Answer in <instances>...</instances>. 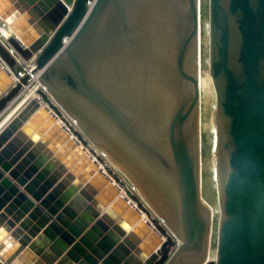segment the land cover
Masks as SVG:
<instances>
[{
	"label": "water",
	"instance_id": "obj_1",
	"mask_svg": "<svg viewBox=\"0 0 264 264\" xmlns=\"http://www.w3.org/2000/svg\"><path fill=\"white\" fill-rule=\"evenodd\" d=\"M0 24V264H264V0H208L213 260L198 0H0Z\"/></svg>",
	"mask_w": 264,
	"mask_h": 264
},
{
	"label": "rangeland",
	"instance_id": "obj_2",
	"mask_svg": "<svg viewBox=\"0 0 264 264\" xmlns=\"http://www.w3.org/2000/svg\"><path fill=\"white\" fill-rule=\"evenodd\" d=\"M200 15L202 17V21H206L208 23V0H202ZM203 57L204 59H202V69L204 71L206 70L209 74L208 46L205 50V53H203ZM210 119L211 114H208L207 112L203 113V110L197 109L199 157H201L202 163H210L212 158V134L210 133V130H208V123L210 122ZM104 158L108 161L106 154ZM108 164L116 171L118 176H120L126 182L128 187H133V185L109 161ZM199 175V198L200 201L210 210V227L207 245V256L209 260H213L216 255V240L219 223L217 188L211 178V171H208L207 173H199ZM203 184L206 185L204 186ZM133 188L135 189V186ZM134 192H136V189L134 190ZM142 201L147 205V203L143 199ZM148 208L152 211L153 214L157 215L149 206Z\"/></svg>",
	"mask_w": 264,
	"mask_h": 264
},
{
	"label": "bare ground",
	"instance_id": "obj_3",
	"mask_svg": "<svg viewBox=\"0 0 264 264\" xmlns=\"http://www.w3.org/2000/svg\"><path fill=\"white\" fill-rule=\"evenodd\" d=\"M201 5L202 0H198V36H197V81H198V95H199V101H198V109L203 110V113L207 112L208 114H211L210 122L208 123V130H210V133L212 134V148H211V162L210 163H202L201 157H198V176L199 173H204L211 171V178L213 182L215 183V186L217 188V172H216V142H215V126L213 123V98H212V88H211V79L209 77L208 72L202 69V62L204 59L203 53H205V50L208 46V23L205 21H202L201 17ZM3 26H0V35L2 37H7L10 35V31L7 28H2ZM34 86L28 91L27 95L32 96V92L34 91ZM202 113V112H201ZM12 114V113H10ZM8 116V115H7ZM5 117L6 119L8 117ZM10 116V115H9ZM3 118L0 122L1 124L4 122ZM5 119V121H6ZM198 122V121H197ZM206 128V127H205ZM200 181V180H199ZM204 185V184H203ZM206 185V184H205ZM204 185V186H205ZM214 259V258H213Z\"/></svg>",
	"mask_w": 264,
	"mask_h": 264
},
{
	"label": "built area",
	"instance_id": "obj_4",
	"mask_svg": "<svg viewBox=\"0 0 264 264\" xmlns=\"http://www.w3.org/2000/svg\"><path fill=\"white\" fill-rule=\"evenodd\" d=\"M2 39V37H1ZM20 68H19V73L18 75L19 76H23L25 74H27L32 66L31 63H25V64H20ZM29 84H30V87L32 88V86L36 87L37 86V82L35 80H33V78L31 77L30 80H29ZM29 89V88H28ZM35 89V88H34Z\"/></svg>",
	"mask_w": 264,
	"mask_h": 264
},
{
	"label": "crops",
	"instance_id": "obj_5",
	"mask_svg": "<svg viewBox=\"0 0 264 264\" xmlns=\"http://www.w3.org/2000/svg\"><path fill=\"white\" fill-rule=\"evenodd\" d=\"M0 26H1V24H0ZM11 113H13V112H11ZM9 115H12V114H9ZM9 115L7 116L8 118L10 117ZM8 118H7V119L5 118L6 121L8 120ZM5 119L3 120L4 122L1 124V126L6 122ZM1 126H0V127H1Z\"/></svg>",
	"mask_w": 264,
	"mask_h": 264
}]
</instances>
